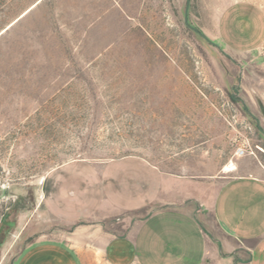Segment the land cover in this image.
Instances as JSON below:
<instances>
[{
	"label": "rangeland",
	"instance_id": "obj_1",
	"mask_svg": "<svg viewBox=\"0 0 264 264\" xmlns=\"http://www.w3.org/2000/svg\"><path fill=\"white\" fill-rule=\"evenodd\" d=\"M187 1L0 0V264L41 230L42 181L61 164L137 155L209 182L264 170V67L193 31ZM214 4L190 0L188 19L217 43Z\"/></svg>",
	"mask_w": 264,
	"mask_h": 264
},
{
	"label": "crops",
	"instance_id": "obj_2",
	"mask_svg": "<svg viewBox=\"0 0 264 264\" xmlns=\"http://www.w3.org/2000/svg\"><path fill=\"white\" fill-rule=\"evenodd\" d=\"M212 10L209 36L231 55L264 67V5L215 0ZM132 161L147 169L129 172ZM41 197V230L15 264H86L95 255L108 264H264L259 167L209 182L137 155L74 160L47 173ZM148 207L125 231L107 227L109 219ZM201 211L211 215L213 230Z\"/></svg>",
	"mask_w": 264,
	"mask_h": 264
},
{
	"label": "water",
	"instance_id": "obj_3",
	"mask_svg": "<svg viewBox=\"0 0 264 264\" xmlns=\"http://www.w3.org/2000/svg\"><path fill=\"white\" fill-rule=\"evenodd\" d=\"M189 7H190V0L187 1V4H186V9H185V23L195 32L199 33L200 35H202L205 39H207L209 42L215 44V45H218L217 43L213 42L211 39H209L207 37V35L205 33H203L199 28H197L196 26L192 25L190 22H189V19H188V14H189ZM247 110V109H246ZM256 123H257V126L258 128L264 132V128L262 127L261 125V122H260V119L259 118H256Z\"/></svg>",
	"mask_w": 264,
	"mask_h": 264
},
{
	"label": "bare ground",
	"instance_id": "obj_4",
	"mask_svg": "<svg viewBox=\"0 0 264 264\" xmlns=\"http://www.w3.org/2000/svg\"><path fill=\"white\" fill-rule=\"evenodd\" d=\"M233 166H234L233 164H232V165H228V166L226 167V169H227V170H230L231 168H233Z\"/></svg>",
	"mask_w": 264,
	"mask_h": 264
},
{
	"label": "built area",
	"instance_id": "obj_5",
	"mask_svg": "<svg viewBox=\"0 0 264 264\" xmlns=\"http://www.w3.org/2000/svg\"><path fill=\"white\" fill-rule=\"evenodd\" d=\"M245 150L244 149H240V154L244 153Z\"/></svg>",
	"mask_w": 264,
	"mask_h": 264
}]
</instances>
